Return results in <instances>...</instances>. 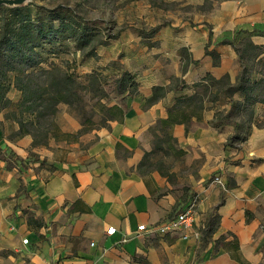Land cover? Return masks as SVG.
Masks as SVG:
<instances>
[{
    "label": "crops",
    "instance_id": "0c3cea01",
    "mask_svg": "<svg viewBox=\"0 0 264 264\" xmlns=\"http://www.w3.org/2000/svg\"><path fill=\"white\" fill-rule=\"evenodd\" d=\"M247 13L251 25L260 23L264 29V0H247ZM258 39L255 42H264ZM217 51L221 55L219 67L212 66L202 49V57L195 56L199 64L184 74L180 71V79L191 86L210 73L215 78L228 74L233 81L235 53L229 46ZM171 62L176 67L171 73L176 75L180 58ZM134 63L129 62L126 70L136 75L139 90L128 99L129 111L123 122H110L109 129L95 131V141L83 152L73 149L58 159L53 153L33 148L29 136L1 142V147H10L25 159L27 168L6 170L0 161V264H140L131 262L133 256L143 258L147 264H238L223 251L213 253V243L195 261L196 236L200 232L182 237L157 235L160 253L152 245L149 228L166 220L176 200L169 192H160L169 187L164 178L156 172L143 178L136 165L150 150L148 129L157 119L167 117L166 108L176 97L192 91L172 90L167 102L164 97L143 108L152 87L163 86L165 71L141 76ZM213 113L205 110L202 121L193 120L188 133L183 125L172 128L174 147L184 151L188 166H197L188 178L198 198L196 219L219 203L216 184L209 180L217 172L225 194L216 211L220 225L213 240L226 232L233 233L245 261L260 264L264 261V225L259 222L264 215L258 209L264 205V128H254L240 147L224 148L232 129L211 128L207 122ZM29 152L46 164L28 161ZM227 181L234 186L226 189ZM75 202L74 210L69 211ZM245 210L254 216L249 224H245ZM141 224L147 227L146 232L137 230ZM109 227L116 228L112 236L106 235ZM26 238L28 244L24 245L22 240ZM122 239L126 241L121 243Z\"/></svg>",
    "mask_w": 264,
    "mask_h": 264
},
{
    "label": "trees",
    "instance_id": "16d2710c",
    "mask_svg": "<svg viewBox=\"0 0 264 264\" xmlns=\"http://www.w3.org/2000/svg\"><path fill=\"white\" fill-rule=\"evenodd\" d=\"M29 7L30 4L13 8L0 6V126L3 124V114L5 121L11 120L17 127L14 139L10 137L7 140L14 141L29 136L33 148L39 145L46 147L50 141L73 144L78 143L85 133L99 128L109 129L110 122L122 123L129 111L128 99L138 94L136 75L125 70L118 62H112L104 70L84 75L62 70L53 63L43 67V55H54L55 47H60L65 42L72 44L74 52L85 58L95 57L96 47L107 44L97 40V29L87 26L69 13L48 10L42 6L31 11ZM261 29L257 32L254 29L236 30L232 39L224 38L212 48L205 45L204 56L211 60L213 67L221 64L217 47L229 46L232 49L239 68L233 81L228 74L215 78L210 73H206L191 86L177 79L179 85L173 89L175 92L189 89L192 93L176 97L174 103L166 108L167 117L158 119L155 129L149 128L158 142L153 143L151 151L143 153L136 165V171L141 177L152 172L148 167L151 165L150 157L156 151L165 149L179 157L184 155L183 150L174 147L176 140L172 135V128L183 125L185 133H188L192 121H202L207 109L214 111L212 119L207 122L211 128L217 131H222L225 127L232 129L225 147L238 148L247 141L254 128H264V122L257 115L258 108L262 106L264 109V42L254 41L255 37L264 39V29ZM46 49L48 50L45 51ZM177 54L182 74L199 64L184 47L179 48ZM108 69L114 72L110 80L103 72ZM106 85L111 87L110 91L105 89ZM12 88L20 94L19 100L15 102L8 98ZM165 94L164 87L153 86L151 96L144 99L143 108L157 103ZM85 101L92 104L89 106ZM61 105L68 107L79 118L80 128L76 132H64L56 123ZM95 117H98V123ZM28 155V161H32L29 159L31 156L35 162L46 164L45 160L38 161L33 152ZM0 161L5 163L6 170L15 166L19 170L27 168L25 159L8 146L1 147V143ZM153 171L162 177H168L161 170ZM145 184L149 186L146 181ZM233 186L234 183L227 181L226 189ZM223 197L224 194H221L218 206L223 203ZM75 204L76 202L72 204L69 211L74 210ZM218 206L215 213L208 215L201 240L213 243V253L223 251L236 263L249 264L243 258L238 239L233 233L226 232L213 240L220 225V217L216 213ZM244 217L245 224L254 219L248 210L244 211ZM30 222L29 218L28 223ZM131 262L147 264L143 258L135 256L131 258Z\"/></svg>",
    "mask_w": 264,
    "mask_h": 264
},
{
    "label": "rangeland",
    "instance_id": "374dc122",
    "mask_svg": "<svg viewBox=\"0 0 264 264\" xmlns=\"http://www.w3.org/2000/svg\"><path fill=\"white\" fill-rule=\"evenodd\" d=\"M27 4H30L29 9L31 11H35L37 6H42L48 10L69 13L83 21L87 26L97 29L99 32L97 40L107 44L96 47L95 57L85 58L80 53L74 52L72 44L65 42L60 47H55L54 55H43V67L46 68L53 63L61 67L62 70L84 75L96 70H104L112 62H118L126 70V65L135 60L134 67L141 76L148 73L158 75L161 69L165 71L161 82L162 87L166 90L165 99H163L166 102L171 91L179 85L181 69L176 75L171 73V70L176 68L171 61L180 58L177 54L179 48H186L191 58L196 60L195 56L201 55L202 57V49L204 52L205 45L208 44L212 48L224 38L232 39L236 30L254 29L255 32L262 30L260 23L254 22L251 25V22L248 21L250 16L247 13V0H32ZM255 38L260 40V37ZM261 42H263L262 39ZM219 47L221 48V46ZM219 47H217V50ZM226 64L229 66L228 62ZM238 70L237 64L236 74ZM103 72L107 74L109 80L114 76L112 69ZM177 79L179 80L177 81ZM105 89L110 91L111 87L106 85ZM19 97V92L14 88L8 93V98L13 102L19 100ZM85 102L89 106L92 104V102ZM257 115L259 120L264 122V109L262 106L257 109ZM3 117L2 114L3 124L0 126V143L5 138L11 137L14 139V130L17 129L13 121H5ZM94 119L97 123L99 122L98 117ZM235 119L240 120L239 118ZM55 121L64 132H76L80 128L79 118L65 105L59 106ZM155 124L152 129L156 128ZM99 129L81 135L78 143L67 144L50 141L46 147L39 145L36 148L53 153L55 158L62 159L73 149L80 152L86 150L95 141L94 132ZM148 134V146L149 151H151L153 143L157 144L158 141L149 129ZM156 134L161 136L157 131ZM162 146L165 148V145ZM224 148H227L225 144ZM121 154L125 155L124 152H121ZM37 157L39 159L38 155ZM183 157L184 155L179 157L165 149L156 151L150 157L151 165L148 169L152 172H156L153 170H161L168 175L166 178L156 172L165 179L169 186L160 192H169L176 201L166 220L157 222L152 228H149L148 232H151L152 235V245L160 253L158 236L152 232L158 226L173 218L178 212L191 208L193 214L190 226L182 227L170 234H178L182 237L188 232H200L196 236L198 243L193 255L194 260L198 261L202 251L209 245V243L201 240V232L205 229L208 215L215 213L216 206H212L203 216L196 219L198 198L197 193L189 185L188 178L189 175L196 172L197 166L196 163L188 166ZM29 159L34 161L31 156ZM217 175V172L212 173L209 180L212 184H216L215 191L218 190L221 196L225 192L219 186L220 179L218 178L219 182L215 181ZM209 195H211V192ZM258 209L264 215V205H260ZM259 222L264 225V217L259 219ZM163 264H166V262L163 261ZM260 264H264V261Z\"/></svg>",
    "mask_w": 264,
    "mask_h": 264
},
{
    "label": "built area",
    "instance_id": "2783aa9c",
    "mask_svg": "<svg viewBox=\"0 0 264 264\" xmlns=\"http://www.w3.org/2000/svg\"><path fill=\"white\" fill-rule=\"evenodd\" d=\"M216 182H219L218 178H215ZM192 214L193 211L191 208L184 209L180 212H178L173 218L167 220L160 226H158L155 230L154 233H156L159 236H165L168 235L174 231H177L181 229L182 227H187L190 226L191 220H192ZM137 230L140 232H146L147 227L144 224H141L137 227ZM116 233V228L114 227H109L106 230V235L112 236ZM126 239H122L121 243L125 242ZM22 244L27 245L28 244V239H23Z\"/></svg>",
    "mask_w": 264,
    "mask_h": 264
},
{
    "label": "water",
    "instance_id": "95a60500",
    "mask_svg": "<svg viewBox=\"0 0 264 264\" xmlns=\"http://www.w3.org/2000/svg\"><path fill=\"white\" fill-rule=\"evenodd\" d=\"M32 0H0V6H5L9 8L20 7Z\"/></svg>",
    "mask_w": 264,
    "mask_h": 264
}]
</instances>
